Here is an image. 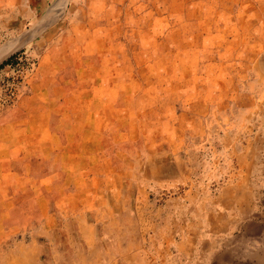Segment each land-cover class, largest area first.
I'll return each instance as SVG.
<instances>
[{
    "label": "rangeland",
    "instance_id": "1",
    "mask_svg": "<svg viewBox=\"0 0 264 264\" xmlns=\"http://www.w3.org/2000/svg\"><path fill=\"white\" fill-rule=\"evenodd\" d=\"M17 16L23 23L13 29ZM4 18L10 34L0 46L26 48L0 82L7 97L37 63L60 55L104 80L91 92L102 98L98 109L106 100L121 110L115 123L105 110L108 130H118L106 135L122 140L124 173L138 176L145 235L148 161L165 156L175 219H204L211 208L259 227L235 239L234 263L264 264V0H0ZM123 229L130 236L129 220ZM123 248L122 264H131V246Z\"/></svg>",
    "mask_w": 264,
    "mask_h": 264
},
{
    "label": "crops",
    "instance_id": "2",
    "mask_svg": "<svg viewBox=\"0 0 264 264\" xmlns=\"http://www.w3.org/2000/svg\"><path fill=\"white\" fill-rule=\"evenodd\" d=\"M15 19L13 29H20V16ZM4 21L0 38L10 34ZM24 49L8 48L0 82ZM66 57L37 63L12 98L0 90V264H122L124 245L131 246V264H235L234 241L241 232L250 235L251 225L211 208L204 219L188 212L175 219L176 203L165 191L174 173L165 156L148 161L146 222L152 231L144 234L138 176L133 169L124 173L122 140L108 141L106 135L118 130H108L105 110L114 114V123L121 110L106 100L98 109L95 102L102 98L91 89L104 80L83 75L85 62ZM130 149L133 167L139 156L136 146ZM129 196L134 199L124 206ZM178 206L180 212L183 204ZM128 220L131 234L124 236ZM139 246H145L141 252Z\"/></svg>",
    "mask_w": 264,
    "mask_h": 264
},
{
    "label": "bare ground",
    "instance_id": "3",
    "mask_svg": "<svg viewBox=\"0 0 264 264\" xmlns=\"http://www.w3.org/2000/svg\"><path fill=\"white\" fill-rule=\"evenodd\" d=\"M61 3V2H60ZM8 48H13L12 46H8V47H5L4 49H2L1 51H0V60L4 57V56H6L9 52H11V50L9 51L8 50ZM162 157V156H161ZM157 158V157H156ZM156 163V162H155ZM158 163V162H157ZM150 164V163H149ZM154 164V163H153ZM154 166H155V164H154ZM164 166H166L165 164H164ZM165 169V168H164ZM167 170V169H166ZM162 172V171H161ZM164 172V171H163ZM150 174V173H149ZM163 174V173H162ZM114 200V199H113ZM193 201H195V200H193ZM205 205V204H204ZM213 205V204H212ZM214 206V205H213ZM191 207V206H190ZM193 207V206H192ZM117 208V207H116ZM193 209V208H192ZM188 211H190V210H188ZM148 212V211H147ZM200 213H201V211H200ZM112 214V213H111ZM199 214V213H198ZM200 215H202V213L200 214ZM205 216H207V214L205 215ZM158 217V216H157ZM213 221H215V218H214V216H213ZM228 228V227H227ZM236 230H237V228H236ZM240 230V229H239ZM259 230H262V229H260L259 227H251L250 228V232H258ZM181 231V230H180ZM207 231V230H206ZM185 232V231H184ZM201 232V231H200ZM205 232V231H204ZM223 232V231H222ZM182 233V232H181ZM212 233V232H211ZM184 234V233H183ZM201 234H203V233H201ZM213 234V233H212ZM218 234V233H217ZM223 234V233H222ZM228 234V233H227ZM210 235V234H209ZM187 236V235H186ZM246 236V235H245ZM174 237V236H173ZM205 237V236H204ZM174 239V238H173ZM216 239V238H215ZM199 240V239H198ZM231 241H233V240H231ZM233 243V242H232ZM238 243H239V241H238ZM237 243V244H238ZM208 244V243H207ZM234 244H235V241H234ZM244 244V243H243ZM211 245V244H210ZM246 246V245H245ZM144 247V246H143ZM210 247H212V246H210ZM260 247H261V245H260ZM221 249V248H220ZM230 251V250H229ZM93 253H94V251H93ZM183 253V252H182ZM166 255V254H165ZM227 255H229V254H227ZM121 256V255H120ZM92 257V256H91ZM100 257V256H99ZM225 257H226V254H225ZM116 259V258H115ZM254 260V259H253ZM118 262H120V261H118ZM149 262V261H148ZM152 262V261H151ZM166 262V261H165ZM226 263V262H225ZM236 263V262H235ZM256 263V262H255ZM142 264V263H141ZM161 264V263H160ZM237 264V263H236ZM248 264V263H247ZM259 264H261V263H259Z\"/></svg>",
    "mask_w": 264,
    "mask_h": 264
}]
</instances>
